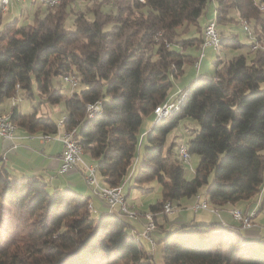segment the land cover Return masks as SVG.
Instances as JSON below:
<instances>
[{"label": "trees", "instance_id": "1", "mask_svg": "<svg viewBox=\"0 0 264 264\" xmlns=\"http://www.w3.org/2000/svg\"><path fill=\"white\" fill-rule=\"evenodd\" d=\"M76 1L48 7L33 25L0 27V104L16 97L15 90L31 97L33 85L42 102H63L62 129H76L103 186L123 184L133 175L136 183L160 184L162 198L149 207L152 212L182 197L194 196L195 202L203 185L205 201L217 212L226 204L255 203L259 196L261 211L264 12L259 6L264 0H80L83 8L77 10ZM211 3L220 37L214 73L193 77L170 103L172 111L154 117L140 133L143 117L167 104V91L184 62L198 58L184 50L194 46L200 53L198 19ZM70 14L72 29L65 26ZM241 20L250 28V34L243 30L251 40L247 45L230 24ZM191 26L196 36L177 38L178 29L186 33ZM257 43L262 48H252ZM244 47L246 55L237 51ZM68 74L78 77V88L62 94L53 79ZM99 101L101 111L87 118L86 105ZM8 114L14 126L28 132H57V121L35 110L25 114L13 105ZM186 118L198 124L187 150L200 158L189 180L178 157L180 144L166 142ZM92 210L74 189L13 176L0 165V264H155L125 216H96ZM211 225L182 224L161 236V264H264V239H247L226 227L213 231Z\"/></svg>", "mask_w": 264, "mask_h": 264}, {"label": "rangeland", "instance_id": "2", "mask_svg": "<svg viewBox=\"0 0 264 264\" xmlns=\"http://www.w3.org/2000/svg\"><path fill=\"white\" fill-rule=\"evenodd\" d=\"M62 1H60L58 4H60ZM56 5H49L48 3H44L42 0H25L24 2H18V3H10L8 6V9L6 12L2 14L1 18V29H5L9 25L15 26V28H19L22 26H28V25H33L34 21L36 18H42L46 13L48 7H51V9H56ZM74 9H81L83 8V2L80 0H77L75 3L72 4ZM55 7V8H54ZM103 10H108L107 6L103 7ZM73 14H70L65 22V26L69 29L73 28ZM236 17V16H235ZM209 22L211 20H215V12H214V6L209 4L207 8L202 12L201 16L198 19V24L200 25V28H198V31L201 33L203 31V28L206 24V21L209 19ZM241 22V21H240ZM233 27V32L238 34L239 40L247 45L249 43L247 34L243 31L241 28L240 24L232 23ZM248 24V23H247ZM252 24V23H251ZM109 26V25H108ZM106 26L105 28H109ZM249 27V25H248ZM250 29V28H249ZM180 34L177 36V38H183L186 39L190 37L191 35H197V32H195V27L191 26L189 27L188 32L183 33L181 29H178ZM252 31V30H251ZM201 48V47H200ZM257 48H262L260 44L257 43ZM247 47H244L242 49L237 50L240 53L247 54ZM216 49L213 50L212 47L208 46L204 49V56L201 58L198 68L193 64L191 60L184 62L183 64V72L181 73L180 76L177 78L173 79L171 87L168 89L166 98L164 103H176L177 99L181 95L182 91L185 90V88L188 86L189 83H191V80L193 77L197 78L198 76H204V75H210L213 74L215 71V65L214 61L217 58V55L219 52L215 51ZM221 52H224V49H221ZM201 53V51H200ZM199 50H197L196 47L194 46H188L184 50V54L187 56H191V59L197 58L198 55L200 54ZM248 56H253L251 52L248 53ZM53 84L54 87L62 94H70L74 89H72L70 86L66 85L63 83L62 79L60 76L55 77L53 79ZM78 88V87H77ZM76 88V89H77ZM180 89V90H178ZM178 90V91H177ZM32 96L31 97H25L24 92L21 91L17 97H16V105L18 106L19 110L22 113H31L34 110L37 112L38 115H45L50 117L52 120L57 121L59 118H61L64 114H66V110L64 107V103L60 102L58 104H47L42 102V98L38 94V90L36 89L35 85L32 86ZM154 120V115L151 113L150 115H146L143 117V120L140 125V133H143L148 127L151 126V122ZM198 128V124L192 120V119H183L179 122L176 128H174L167 136L166 142L169 143L172 140H175L176 143L180 144L179 146L187 147V144L190 140V138L193 136L192 131L194 129ZM142 145L139 149V158H141L143 147H144V138L142 141ZM182 143V144H181ZM137 157V156H136ZM199 156L197 154H191L189 163H183L182 168L184 170V178L189 180L193 177L194 175V169L196 168L198 162H199ZM181 162V161H180ZM182 163V162H181ZM136 164V163H135ZM130 177V176H129ZM127 178L125 181V184L123 186V191L124 193L129 190V196L128 200L129 202H133L137 206V212L140 214L147 213L150 211V206L156 204L159 202L162 198V189L160 184L156 180H151L149 182H143V183H136L135 182V175L131 176L130 178ZM131 181V182H130ZM130 183V185H129ZM81 188L84 190L83 192L76 191L78 193H81L85 197L91 194V189L89 186L85 184L80 185ZM207 185H203L200 189L198 194L202 195L204 198L207 197L205 195ZM264 195V187L261 193V196ZM91 196V195H90ZM202 198V197H201ZM263 198V197H262ZM203 199V198H202ZM187 200V198H185ZM208 201V200H207ZM260 196H259V201H256L254 204L260 206ZM128 204V203H127ZM177 200L173 201V206H174V212L180 211L178 208ZM243 205H247L246 202H242ZM181 206L185 207L184 203H181ZM192 206V205H191ZM190 206V208H191ZM184 207H181L184 212H178L181 215L182 220H185V224L187 223H199L197 222V213H202L204 212L206 215H211L210 213L206 211H199L197 213H193L191 210H184ZM131 212H134L130 208ZM175 216V213L170 215L168 217L169 220H171ZM141 217V216H139ZM211 220V228L213 231H219L220 230V225L217 226L215 222H217L216 217ZM254 222L259 225L258 228L262 229L264 233V207L263 210H261L258 215L253 218ZM128 221H131V218H128ZM158 223L159 220L157 219ZM202 221V220H201ZM206 223H209V221H205ZM168 223V222H167ZM169 224V223H168ZM164 226V225H163ZM157 228V226H156ZM159 230L162 229V227H158ZM172 230V227L168 226V231ZM168 231L164 232L162 234V237H165L168 233ZM160 235L152 233V239H153V245L150 244L147 240L145 239H140L139 243L142 245V247L146 250L152 253L153 260L155 264H161V248H162V243H159L160 237H157ZM264 239V238H262Z\"/></svg>", "mask_w": 264, "mask_h": 264}, {"label": "crops", "instance_id": "3", "mask_svg": "<svg viewBox=\"0 0 264 264\" xmlns=\"http://www.w3.org/2000/svg\"><path fill=\"white\" fill-rule=\"evenodd\" d=\"M20 92L21 91H18L17 95ZM16 97L12 99L4 100L0 104V113H8L11 109V106L16 105ZM148 129L149 127L143 133L147 132ZM43 135L45 134H43L40 131L28 132L26 129L16 125L13 139L9 140L0 137V165L3 166L13 176H17V177L31 176V177L39 178L40 180L46 182L51 188H58V189L71 188L76 191L83 192L84 190L81 188L80 185L85 184V181L83 178V170L81 166H77L75 169L71 170L66 174H60L58 172V168L60 165V153L62 151V145L60 141L55 138V136H53L54 138L50 137L49 138L50 140L47 141L42 140L41 137ZM82 158L87 163H94V161L84 153ZM129 192H130L129 190L125 192L127 203L134 212H137L136 204H134L133 202H129L128 200ZM90 195L86 197L88 198L93 208L92 211L94 215L100 216L105 214L107 212L105 205L100 201L98 197L92 195V193ZM201 197L204 200L206 199L202 195ZM185 198L187 197H182L179 200H177L176 205H178V208L180 209L181 212H184L182 211L183 209L181 208L184 207L181 206V203H184L185 204L184 210L189 209L193 213H197L199 211H206L211 214V215H206L204 212H202L201 214L197 213L198 215L197 222L206 223L205 221H209V224H211L210 219L213 220V218L216 217L217 222H215V224H217V226L220 225L219 226L220 229L221 227H226L227 229L231 230L233 233L240 234L247 239L255 240V239L264 238V233L262 229L258 228L259 225H257L253 220V218H255L260 212V210H258L260 207L259 205L257 206L254 203H251L245 206L242 204V201H240L236 205L226 204L224 206L219 207L218 216H217L215 213H212L207 210H198L194 212L190 208V206L194 202V196L187 198V200H185ZM233 207H237L244 212H250L256 209V213L252 218V222H253L252 227L245 229L241 227V225L238 222L232 219L229 210L233 209ZM178 212L173 211L172 214L175 213V216L171 220H169L168 217L172 214L168 216H164L158 213L155 216V223L157 228L155 229L154 234L160 235L157 237L161 238L162 233L168 231V226L174 229L175 227L185 224V220H182L181 215ZM125 218L128 219V217ZM157 219L159 220L160 223H158ZM128 222L133 226L132 229H134L137 232H140L142 231V228L145 224V218L141 214V217L134 219L131 218V221ZM158 227H162V229L159 230Z\"/></svg>", "mask_w": 264, "mask_h": 264}, {"label": "built area", "instance_id": "4", "mask_svg": "<svg viewBox=\"0 0 264 264\" xmlns=\"http://www.w3.org/2000/svg\"><path fill=\"white\" fill-rule=\"evenodd\" d=\"M25 0H0L3 2V9H8L10 3H20L24 2ZM41 1V0H40ZM260 10L264 12V5H260ZM3 14V10H0V15ZM213 36L214 33L211 32L209 27V20L206 22L203 28V42L201 43V53L200 56L194 61V65L198 67L201 58L204 56V48L208 47V44H213ZM257 46H252V48H256ZM64 84L70 86L71 88L77 87L79 80L78 77L74 74H68L67 76L61 77ZM16 94L19 90H15ZM15 98V97H14ZM178 108L174 107V111ZM91 111H101V103L94 102L91 104L86 105V116L87 118H91ZM161 113L159 110L157 113H153L154 117H158ZM8 113L7 118H0V137L4 139H13L14 133L9 130L8 127ZM62 118V117H61ZM56 122L57 132L55 133V138L58 139L62 145V151L60 153V165L58 168V172L60 174H66L71 170L75 169L77 166H81L83 170V178L87 186L90 187L92 195L98 197L100 201L105 205L107 212L106 213H116L123 215L128 218H138L141 216L139 212H130V206H127V199L125 193L123 191V184H119L117 186L111 187H103V184H96L95 183V176H93V167L91 164L86 162L78 161V157L76 156V129H60L59 128V121ZM44 141L50 139H42ZM182 144V143H181ZM182 154L187 155L188 163L190 159V152L189 150L184 149L183 144V152ZM135 165V164H134ZM130 178V177H129ZM259 201V200H258ZM191 209L196 212L198 210H207L210 211L209 203H204L201 201V195L198 194V200L196 203H193ZM174 211V206L171 205L170 201H167L163 204L160 214L164 216H168L172 214ZM232 219L238 222L241 227L248 229L252 227L253 222L252 218L256 213V209L250 212H244L237 207H233V209L229 210ZM218 216V212H212ZM158 213L152 212L151 210L147 213H143L142 216L145 218V224L142 228V231L137 232L134 229H131L133 234H136L140 239L147 240L150 244L153 245L152 233L156 229L155 223V216Z\"/></svg>", "mask_w": 264, "mask_h": 264}, {"label": "bare ground", "instance_id": "5", "mask_svg": "<svg viewBox=\"0 0 264 264\" xmlns=\"http://www.w3.org/2000/svg\"><path fill=\"white\" fill-rule=\"evenodd\" d=\"M44 3H48V6L49 5H56L58 4L60 1L62 0H42ZM259 9H260V6H259ZM0 10H3V13L6 12L7 9H3V2H0ZM240 25L242 27V29L247 33V34H250V30H249V27H248V24L245 20H241L240 22ZM209 27H210V30L211 32L214 33V36H213V44H208V46L212 47L213 49H216L218 50L219 49V46H220V37H219V33L216 29V26H215V21L214 20H211L209 22ZM172 104H166L163 108L159 109L161 110V113L158 115L157 118H161V117H164L168 114V112L172 109ZM158 110V111H159ZM157 111V112H158ZM172 111V110H171ZM156 112V113H157ZM92 114V113H91ZM0 118H7V114H0ZM62 121H63V118L59 121V128L62 129ZM8 127H9V130L12 131V133H14V130H15V126L13 125V123L11 122L10 118H9V115H8ZM50 137H53L51 135H43L41 138L43 139H49ZM54 138V137H53ZM184 149L187 150V147H184ZM178 157H179V160L182 162V163H187L188 162V157L187 155L185 154H182L183 152V146H179L178 147ZM82 155H83V150L81 149L79 143L76 141V156L78 157V161L80 162H85L82 158ZM89 164V163H88ZM91 166H94L93 167V176H95V183L96 184H101L99 181H98V178H97V170H96V167L95 165L91 164ZM103 187H107V186H103ZM195 199L196 201L194 203L197 202L198 200V194L195 196ZM202 202L204 203H207L204 199H201ZM127 206H129L127 204ZM210 210L212 212H217L216 209H211V207H209ZM131 212V211H130ZM136 235V234H135ZM137 236V235H136ZM138 237V236H137Z\"/></svg>", "mask_w": 264, "mask_h": 264}]
</instances>
